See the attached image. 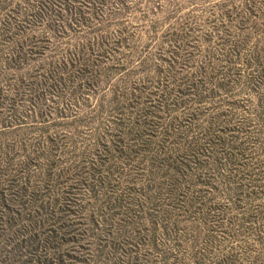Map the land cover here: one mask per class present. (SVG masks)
Wrapping results in <instances>:
<instances>
[{
    "label": "rangeland",
    "instance_id": "374dc122",
    "mask_svg": "<svg viewBox=\"0 0 264 264\" xmlns=\"http://www.w3.org/2000/svg\"><path fill=\"white\" fill-rule=\"evenodd\" d=\"M0 264H264V0H0Z\"/></svg>",
    "mask_w": 264,
    "mask_h": 264
}]
</instances>
